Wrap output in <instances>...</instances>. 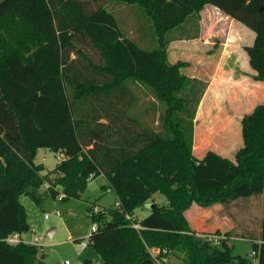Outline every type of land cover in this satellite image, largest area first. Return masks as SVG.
<instances>
[{
	"label": "trees",
	"instance_id": "obj_1",
	"mask_svg": "<svg viewBox=\"0 0 264 264\" xmlns=\"http://www.w3.org/2000/svg\"><path fill=\"white\" fill-rule=\"evenodd\" d=\"M206 3L253 32L245 51L253 78L264 81V0H0V264H48L36 245L3 240L29 228L21 194L38 202L48 182L51 197L64 202L100 174L117 196L113 207L86 208L100 264H156L148 247L181 264H253L232 253L228 236L219 245L197 236L184 216L193 203L228 205L264 190V102L242 116L234 158L213 149L193 154L207 83L180 71L185 62H170L167 45L197 36ZM126 16L135 23L122 26ZM190 19L193 34H174ZM151 24L157 45L145 48L140 37ZM40 148L63 156L56 176L35 162ZM156 192L167 206L152 200ZM149 201V213L137 218ZM259 226L258 237H248L264 264V216Z\"/></svg>",
	"mask_w": 264,
	"mask_h": 264
},
{
	"label": "rangeland",
	"instance_id": "obj_2",
	"mask_svg": "<svg viewBox=\"0 0 264 264\" xmlns=\"http://www.w3.org/2000/svg\"><path fill=\"white\" fill-rule=\"evenodd\" d=\"M105 7L111 10L109 3ZM208 7L214 8L210 4ZM139 9L144 12L142 8ZM133 17L134 20H144L143 14L140 13L133 14ZM119 22L122 26H127L130 22L135 23L127 16L121 17ZM199 26L200 42L185 40L182 44L175 41L170 48L168 47L167 57L170 62L177 58L185 62L180 71L207 83L204 90L206 93L199 101L194 119L193 154L200 156L207 149H213L221 155L234 158L236 150L242 144L241 118L257 103L264 102V81L253 78L254 72L247 61L243 45L249 42V31L247 34L244 27L238 25L241 27L238 28L236 24L235 30L232 27L228 29L225 22L221 24V21L217 22L216 19ZM140 38L139 44L145 48H154L157 45L152 24L143 30ZM224 47L226 49L223 54L221 50ZM147 98L149 101L153 99L149 90ZM57 156L62 157L52 150L40 148L35 162L42 163L44 167L42 173L56 176L54 169L60 161ZM38 193L40 196L38 202L26 194L19 196L29 225L28 230L21 235L22 238L32 240L34 236H40V243L43 246H37V253L39 256L45 254L44 259L48 264H64V260H68V264H82L85 259L88 260V264L100 263V256L92 245L89 244L86 249L79 250L78 243L90 230L86 208L92 203L98 208L113 207L117 201L115 192L107 186L106 178L100 174L89 179L78 198H69L64 202L59 196L52 198L44 185L39 188ZM152 200L159 205H168V200L159 192L153 194ZM149 211L150 206L145 204L137 207L134 215L142 218ZM45 213L48 214L47 218ZM64 216L69 218L70 226L66 224ZM184 216L197 236L214 234L224 239L228 236L227 244L234 255L249 256L253 264L257 263L252 257L253 238L248 236L259 235L260 220L264 216V190L262 193L231 201L228 205L215 203L203 207L193 203L184 211ZM211 218L215 219L214 225L220 226V233L215 232L218 229L207 230ZM197 222L199 227L195 226ZM51 228L54 231L49 236L47 232ZM148 249L156 253L159 248ZM162 254L166 260L159 259L156 264H181L176 254Z\"/></svg>",
	"mask_w": 264,
	"mask_h": 264
},
{
	"label": "crops",
	"instance_id": "obj_3",
	"mask_svg": "<svg viewBox=\"0 0 264 264\" xmlns=\"http://www.w3.org/2000/svg\"><path fill=\"white\" fill-rule=\"evenodd\" d=\"M209 4L210 5H212L211 3H206L200 10H199V12H198V14H197V25H198V34H197V36H195V37H186V36H180V37H178V38H171V41L169 42V44L167 45V54H168V47L170 48L171 46H172V44L175 42V41H180L182 44H183V41H190V42H200L199 41V37H200V34H199V31H200V24H203L204 22H206V21H212L213 19H216L217 20V22L218 21H221V24H223L224 22L227 24V26H228V29H229V27L231 28H233L234 30L236 29V27H238V28H241V27H239L238 25H240V26H242V27H244V29L245 30H247L246 31V33L247 34H249V42L247 43V44H244L243 46H244V50H245V47L246 46H248V45H250L251 43V40H253V36L254 35H252V31L251 30H249L244 24H242L241 22H239V21H237V20H235L234 18H232V17H230L229 15H227L226 13H224L223 11H221L220 9H218L216 6H214V5H212L214 8H212V7H208L209 6ZM216 8V9H215ZM216 10V11H215ZM217 10H219V11H217ZM221 12V13H220ZM212 13V14H211ZM223 13H224V15H223ZM211 14V15H210ZM191 21H193V20H191L190 19V21H186L185 23H184V25H183V29H177L176 31H175V33L174 34H176V35H178L179 33H180V31H183V30H185V31H187V33L188 34H193L194 33V24L191 22ZM233 21H235V22H233ZM235 24L237 25L236 27H235ZM233 25V26H232ZM189 30V31H188ZM248 31H249V33H248ZM252 32V33H251ZM203 43H206V41H203ZM250 43V44H249ZM226 43H224V45H225ZM227 46V45H226ZM225 49H226V47H224V48H222V50H221V52L224 54V51H225ZM245 53H246V51H245ZM246 57H247V61H248V56H247V53H246ZM178 60V58L176 59V60H174V61H177ZM173 61V62H174ZM248 64H249V61H248ZM250 66V65H249ZM250 68H251V66H250ZM252 69V68H251ZM253 70V69H252ZM253 72H254V70H253ZM254 74V73H253ZM205 93H206V91L204 92V94H203V96L205 95ZM202 96V97H203ZM202 97H201V99H202ZM193 150H194V146H193ZM204 154V153H203ZM203 154H201L200 156H196L197 158H200ZM147 205H151L152 203L151 202H147L146 203ZM151 209V208H150ZM213 220H215V219H213ZM213 220H212V218H211V224H210V227H208L207 228V230L208 231H214V230H216V229H218V230H220V226L219 225H214L213 223H215V222H213ZM213 225V226H212ZM195 226L196 227H199V223L197 222L196 224H195ZM206 230V229H205ZM227 229H224V231H226Z\"/></svg>",
	"mask_w": 264,
	"mask_h": 264
},
{
	"label": "built area",
	"instance_id": "obj_4",
	"mask_svg": "<svg viewBox=\"0 0 264 264\" xmlns=\"http://www.w3.org/2000/svg\"><path fill=\"white\" fill-rule=\"evenodd\" d=\"M62 157L57 156L58 159H62ZM47 186H48V183L45 182L44 187H47ZM47 217H48V214L45 213V218H47ZM127 218H131V216L127 215ZM131 225H132V227H134L136 229L139 227V223L136 220H133L131 222ZM95 229H96L95 224L91 225L89 232L87 234H85L84 237H82V239H80V242L78 243L79 250L86 249V247L90 243L91 232L94 231ZM205 238L213 244H219L220 241L223 239V238H221V236L214 235V234H208L205 236ZM3 240L9 244H16L19 242H24V243L34 244L36 246H39V245L43 246V244L40 243V240H41L40 236H34L32 240H26V239H23L19 233H12V234L6 236L5 238H3ZM151 253L155 256L156 263H157V260H159V259H162L163 261L166 260V258L164 256H161V257L157 256L158 253H166V251L164 249H162V250L158 249V251L156 253H153V252H151ZM63 263L68 264L69 261L64 260ZM93 264H100V263L94 262Z\"/></svg>",
	"mask_w": 264,
	"mask_h": 264
},
{
	"label": "water",
	"instance_id": "obj_5",
	"mask_svg": "<svg viewBox=\"0 0 264 264\" xmlns=\"http://www.w3.org/2000/svg\"><path fill=\"white\" fill-rule=\"evenodd\" d=\"M152 206H153V204L150 205V208H151ZM53 231H54V229L51 228L50 230H48L47 234L50 236V235H52ZM40 257H41L42 259H44V258L46 257V255H45V254H42Z\"/></svg>",
	"mask_w": 264,
	"mask_h": 264
}]
</instances>
